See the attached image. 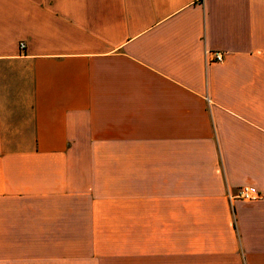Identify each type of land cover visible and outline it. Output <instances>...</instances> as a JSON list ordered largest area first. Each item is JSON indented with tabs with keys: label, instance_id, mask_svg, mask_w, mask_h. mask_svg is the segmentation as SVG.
<instances>
[{
	"label": "crops",
	"instance_id": "0c3cea01",
	"mask_svg": "<svg viewBox=\"0 0 264 264\" xmlns=\"http://www.w3.org/2000/svg\"><path fill=\"white\" fill-rule=\"evenodd\" d=\"M0 264H264V0H0Z\"/></svg>",
	"mask_w": 264,
	"mask_h": 264
},
{
	"label": "built area",
	"instance_id": "2783aa9c",
	"mask_svg": "<svg viewBox=\"0 0 264 264\" xmlns=\"http://www.w3.org/2000/svg\"><path fill=\"white\" fill-rule=\"evenodd\" d=\"M21 46H24L23 42H21ZM213 53H214L213 57L215 59L222 60L223 54L221 51H214ZM254 194H255V191L247 185H243L238 191V196H241V197H252V196H254ZM232 196H234V195H230L231 198H232Z\"/></svg>",
	"mask_w": 264,
	"mask_h": 264
}]
</instances>
